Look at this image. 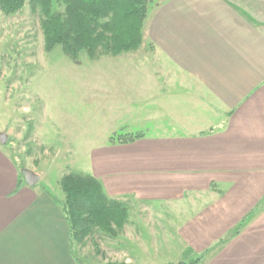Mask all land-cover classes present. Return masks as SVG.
Masks as SVG:
<instances>
[{
    "label": "crops",
    "instance_id": "crops-1",
    "mask_svg": "<svg viewBox=\"0 0 264 264\" xmlns=\"http://www.w3.org/2000/svg\"><path fill=\"white\" fill-rule=\"evenodd\" d=\"M148 1L142 49L97 60L98 88L147 127L86 152L129 212L109 254L264 264V0ZM22 170L0 141V264H77L64 197Z\"/></svg>",
    "mask_w": 264,
    "mask_h": 264
},
{
    "label": "rangeland",
    "instance_id": "rangeland-1",
    "mask_svg": "<svg viewBox=\"0 0 264 264\" xmlns=\"http://www.w3.org/2000/svg\"><path fill=\"white\" fill-rule=\"evenodd\" d=\"M142 45L117 56L133 55ZM102 57L109 55L91 59L82 53L75 63L60 46L49 53L39 14L28 6L10 17L0 12V137L20 169L40 174V185L64 200L60 181L70 174L88 176L89 148L147 130L139 113L119 110L116 95L98 88ZM124 227H96L83 243L71 241L77 264H126L108 251Z\"/></svg>",
    "mask_w": 264,
    "mask_h": 264
},
{
    "label": "trees",
    "instance_id": "trees-1",
    "mask_svg": "<svg viewBox=\"0 0 264 264\" xmlns=\"http://www.w3.org/2000/svg\"><path fill=\"white\" fill-rule=\"evenodd\" d=\"M149 5L148 0H0V12L10 17L28 6L41 18L46 51L60 46L66 57L79 63L82 53L96 59L138 50ZM141 137L120 135L109 143L131 144ZM60 187L72 242L83 243L96 227L108 231L127 223L128 210L109 200L94 177L70 174Z\"/></svg>",
    "mask_w": 264,
    "mask_h": 264
},
{
    "label": "water",
    "instance_id": "water-1",
    "mask_svg": "<svg viewBox=\"0 0 264 264\" xmlns=\"http://www.w3.org/2000/svg\"><path fill=\"white\" fill-rule=\"evenodd\" d=\"M0 141L5 143L6 137H4L3 140L0 137ZM22 173L24 175L25 182L28 186L33 187L39 183L40 177L37 174H35L34 172L27 170V169H23Z\"/></svg>",
    "mask_w": 264,
    "mask_h": 264
}]
</instances>
